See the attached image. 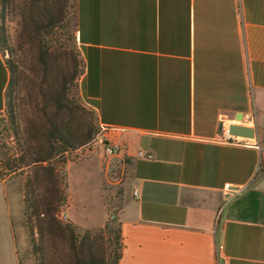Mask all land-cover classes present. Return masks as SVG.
Returning a JSON list of instances; mask_svg holds the SVG:
<instances>
[{"label": "crops", "instance_id": "1", "mask_svg": "<svg viewBox=\"0 0 264 264\" xmlns=\"http://www.w3.org/2000/svg\"><path fill=\"white\" fill-rule=\"evenodd\" d=\"M76 38L81 98L125 157L116 264H264V0H76ZM8 79L0 54V110ZM22 207L0 179V264H23ZM99 208L66 215L95 228Z\"/></svg>", "mask_w": 264, "mask_h": 264}, {"label": "rangeland", "instance_id": "2", "mask_svg": "<svg viewBox=\"0 0 264 264\" xmlns=\"http://www.w3.org/2000/svg\"><path fill=\"white\" fill-rule=\"evenodd\" d=\"M0 54L4 61L10 60L14 65L15 105L13 114L6 105L0 110L1 180L23 194L26 174L20 169L11 170L16 162L8 158L19 155L17 145L28 136L40 137L41 130L34 128L33 112L45 105L52 109L53 99L61 98L60 116L72 131V141L89 134L91 138L66 153V198L57 209V217L73 227L67 209V214L79 224L93 222L100 214L102 197L108 227L98 233L101 238L93 239L91 253L84 250L83 256L88 261L92 257L95 264H108L117 253L118 212L127 170L124 156L105 155L108 133L79 92L84 63L76 38V0H6L4 9H0ZM10 161L12 164H7ZM95 164L99 166V175ZM36 224L37 217L27 216L23 204L21 215L14 217L23 264H35L30 235L38 237ZM73 229L79 234L85 230L77 225Z\"/></svg>", "mask_w": 264, "mask_h": 264}, {"label": "trees", "instance_id": "3", "mask_svg": "<svg viewBox=\"0 0 264 264\" xmlns=\"http://www.w3.org/2000/svg\"><path fill=\"white\" fill-rule=\"evenodd\" d=\"M5 1L0 0L1 10L5 7ZM4 62L9 72L4 105L7 106L9 113L13 114L14 65L10 60ZM53 100L52 109L50 105H45L39 106L33 112L34 128L41 130L40 137L28 136L22 144L17 145L19 155L13 159L8 158L16 162L11 170L20 169L26 174L23 183L24 213L27 216L29 214V217L31 215L37 217L38 237H35L34 233L30 235L31 253L35 264H95L97 262L92 257L89 258L91 260H86L83 252L87 250L91 253L93 239L102 237L98 233H102L108 227V221L106 220L102 227L88 228L79 234L74 231V224L73 227L63 224L57 217V209L66 198V153L88 142L91 134L73 142L72 131L60 116L62 100L57 97ZM7 164L12 163L10 161ZM117 232V253L108 264L118 262L123 247L119 221Z\"/></svg>", "mask_w": 264, "mask_h": 264}, {"label": "built area", "instance_id": "4", "mask_svg": "<svg viewBox=\"0 0 264 264\" xmlns=\"http://www.w3.org/2000/svg\"><path fill=\"white\" fill-rule=\"evenodd\" d=\"M252 138L245 137V136H235L232 135L228 132V130H225L224 133L222 134L221 140L227 143H233L237 145H250L249 141ZM255 147L259 149V151L264 152V145H261L259 143H254L253 144ZM104 153L107 156H123V147L119 143L115 142H108L104 146ZM137 156L145 158V159H152L153 154L148 151H137ZM224 188L226 190H230L231 186L229 184H225ZM134 195H137V191H133Z\"/></svg>", "mask_w": 264, "mask_h": 264}, {"label": "water", "instance_id": "5", "mask_svg": "<svg viewBox=\"0 0 264 264\" xmlns=\"http://www.w3.org/2000/svg\"><path fill=\"white\" fill-rule=\"evenodd\" d=\"M228 132L235 136L255 137L253 127L243 124H230L228 126Z\"/></svg>", "mask_w": 264, "mask_h": 264}]
</instances>
